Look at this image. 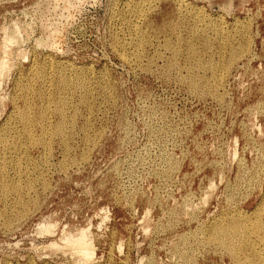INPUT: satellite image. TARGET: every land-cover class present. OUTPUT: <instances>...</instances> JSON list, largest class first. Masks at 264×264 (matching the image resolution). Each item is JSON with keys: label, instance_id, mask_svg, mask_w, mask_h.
I'll return each mask as SVG.
<instances>
[{"label": "rangeland", "instance_id": "374dc122", "mask_svg": "<svg viewBox=\"0 0 264 264\" xmlns=\"http://www.w3.org/2000/svg\"><path fill=\"white\" fill-rule=\"evenodd\" d=\"M0 59V264H264V0H0Z\"/></svg>", "mask_w": 264, "mask_h": 264}, {"label": "bare ground", "instance_id": "6f19581e", "mask_svg": "<svg viewBox=\"0 0 264 264\" xmlns=\"http://www.w3.org/2000/svg\"><path fill=\"white\" fill-rule=\"evenodd\" d=\"M144 3V2H143ZM178 4V3H177ZM149 6V5H148ZM185 6V5H184ZM175 7V6H174ZM180 7V6H179ZM176 9V8H175ZM142 10V9H141ZM175 11H177V10H175ZM143 13V12H142ZM247 23H248V21H247ZM252 24V23H251ZM249 25V24H248ZM174 26V25H173ZM242 26V25H241ZM246 26V25H245ZM244 27V26H243ZM192 28V27H191ZM242 28V27H241ZM245 28V27H244ZM223 29V28H222ZM249 29V28H248ZM247 29V30H248ZM137 30V29H136ZM217 30H218V28H217ZM241 30V29H240ZM243 30V29H242ZM145 31V30H144ZM220 31V30H219ZM219 31H217V32H219ZM223 31V30H222ZM238 31V30H237ZM15 32V31H14ZM141 33H142V31H141ZM227 33V32H226ZM242 33V32H241ZM147 34V33H146ZM195 34V33H194ZM218 34V33H217ZM221 34V33H220ZM144 35V34H143ZM177 35V34H176ZM175 35V36H176ZM179 35V34H178ZM247 35V34H246ZM11 36V35H10ZM220 36V35H219ZM221 36H223V35H221ZM5 37H7V35L5 36ZM8 38H9V35H8ZM216 38V37H215ZM227 38V37H226ZM243 38V37H242ZM142 39V38H141ZM179 39V38H178ZM219 39V38H218ZM247 39V38H246ZM4 40V39H3ZM6 40H8V39H6ZM16 40V39H15ZM15 40H14V42H15ZM226 40H228V38L226 39ZM245 40V39H244ZM5 41V40H4ZM168 41H170V40H168ZM177 41V40H176ZM187 41V40H186ZM239 41V40H238ZM249 41V40H248ZM3 42V41H2ZM9 42H11V40H9ZM141 42V41H140ZM166 42V41H165ZM174 42V41H173ZM180 42V41H179ZM188 42V41H187ZM212 42V41H211ZM219 42V41H218ZM246 42H247V40H246ZM138 43V42H137ZM142 43H144V42H142ZM141 43V44H142ZM176 43V42H175ZM221 43V42H220ZM226 43V42H225ZM5 44V43H4ZM3 44V45H4ZM6 44H10V43H6ZM12 44V43H11ZM140 44V45H141ZM171 44V43H170ZM210 44V43H209ZM249 44V43H248ZM248 44H247V46H248ZM187 45H188V43H187ZM207 45V44H206ZM212 45V44H211ZM241 45V44H240ZM245 45V44H244ZM6 46V45H5ZM165 46V45H164ZM189 46V45H188ZM209 46V45H208ZM229 46V45H228ZM246 46V45H245ZM3 47V46H2ZM140 47V46H139ZM167 47V46H166ZM169 47V46H168ZM173 47V46H172ZM184 47V46H183ZM187 47V46H186ZM211 47V46H210ZM222 47V46H221ZM239 47V46H238ZM243 47V46H242ZM7 48V47H6ZM141 48V47H140ZM170 48V47H169ZM168 48V49H169ZM191 48V47H190ZM247 48V47H246ZM8 49H9V47H8ZM167 49V48H166ZM217 49V48H216ZM242 49V48H241ZM170 50V49H169ZM174 50V49H173ZM219 50V49H218ZM236 50V49H235ZM234 50V51H235ZM243 50V49H242ZM3 51V50H2ZM172 51V50H171ZM194 51V50H193ZM230 51H232V50H230ZM229 51V52H230ZM239 51V50H238ZM244 51V50H243ZM178 52V51H177ZM184 52V51H183ZM191 52V51H190ZM199 52V51H198ZM223 52H225V51H223ZM233 52V51H232ZM237 52V51H236ZM7 53V52H6ZM5 52H4V54H6ZM242 52H240V54H241ZM244 53V52H243ZM3 54V55H4ZM173 54H176L175 52L173 53ZM172 54V55H173ZM233 54V53H232ZM8 55H9V52H8ZM21 55V54H20ZM185 55H187V54H185ZM222 55V54H221ZM177 56V55H176ZM175 56V57H176ZM175 57H174V59H175ZM229 57V56H228ZM231 57V56H230ZM234 56H232V58H233ZM236 57V56H235ZM237 57H239V56H237ZM4 58V57H3ZM7 58V57H6ZM9 58V57H8ZM184 58V57H183ZM197 58V57H196ZM201 58V57H200ZM203 58V57H202ZM224 58V57H223ZM173 59V60H174ZM186 59V58H185ZM190 59V58H189ZM198 59H199V57H198ZM234 59V58H233ZM237 59V58H236ZM0 60H2V59H0ZM6 60V59H5ZM184 60V59H183ZM192 60V59H191ZM223 60V59H222ZM227 60H229V59H227ZM7 61H8V59H7ZM7 61H3L2 63H1V65H0V72H2L3 70H5V67H6V64H7ZM198 61V60H197ZM200 61V60H199ZM224 61V60H223ZM223 61H221V63L223 62ZM231 61V60H230ZM229 61V62H230ZM170 62V61H169ZM178 63V62H177ZM194 63H196V62H194ZM206 63V62H205ZM207 64V63H206ZM231 64H232V62H231ZM230 63H229V65H231ZM175 65V64H174ZM183 65V64H182ZM185 65V64H184ZM189 65V64H188ZM196 65V64H195ZM205 65V64H204ZM210 65V64H209ZM212 65V64H211ZM218 65V64H217ZM228 65V64H227ZM172 67V66H171ZM178 67V66H177ZM200 67V66H199ZM199 67H197V68H199ZM202 67V66H201ZM214 67V66H213ZM221 67V66H220ZM7 68V67H6ZM225 68H226V66H225ZM9 69V68H8ZM179 69V68H178ZM194 69V68H193ZM206 69V68H205ZM211 69V68H210ZM213 69V68H212ZM211 69V70H212ZM218 69V68H217ZM216 69V70H217ZM221 69H223V68H221ZM7 70V69H6ZM5 70V72H8V71H6ZM207 70V69H206ZM211 70H210V72H211ZM224 70V69H223ZM226 70H227V68H226ZM216 72V71H215ZM217 72H218V70H217ZM225 72V71H224ZM222 73H223V71H222ZM3 74H5L4 72H3ZM214 74V73H213ZM33 75V74H32ZM193 75V74H192ZM211 75H212V73H211ZM194 76V75H193ZM34 77V76H33ZM190 78V77H189ZM195 77H193V79H194ZM32 79V78H31ZM84 79V78H83ZM211 79V78H210ZM217 79V78H216ZM219 79H221V78H219ZM34 80V79H33ZM37 80V79H36ZM35 80V81H36ZM62 80V79H61ZM182 80V79H181ZM190 80V79H189ZM188 80V81H189ZM80 81V80H79ZM218 81V80H217ZM81 82V81H80ZM83 82V81H82ZM184 82V81H183ZM214 82H215V79H214ZM44 83V82H43ZM79 83V82H78ZM204 83H205V81H204ZM217 83V82H216ZM41 84V83H40ZM85 84V83H84ZM206 84V83H205ZM62 85V84H61ZM82 85V84H81ZM191 85V83L189 84V86ZM196 85V84H195ZM65 86V85H64ZM77 86H78V84H77ZM203 86V85H202ZM205 86V85H204ZM209 86H210V84H209ZM217 86V85H216ZM81 87V86H80ZM84 88H85V86H84ZM195 89H197L196 87H194ZM204 88V87H203ZM208 88V87H207ZM33 89V88H32ZM65 89V88H64ZM105 89H107V88H105ZM211 89V88H210ZM213 89V88H212ZM211 89V90H212ZM38 90V89H37ZM216 90V89H215ZM214 90V91H215ZM32 91V90H31ZM103 91V90H102ZM109 91V90H108ZM196 91V90H195ZM213 91V92H214ZM34 92V91H33ZM38 92V91H37ZM198 92V91H197ZM29 93V92H28ZM27 93V94H28ZM40 93V92H39ZM38 93V94H39ZM85 93V92H84ZM203 93V92H202ZM37 94V96H38V98H39V95ZM214 95H215V93H214ZM21 97V96H20ZM44 97V96H43ZM82 97V96H81ZM80 97V98H81ZM216 97V96H215ZM84 98V97H83ZM215 99H217V98H215ZM16 100H17V98H16ZM39 100V99H38ZM61 100V99H60ZM87 100V99H86ZM1 101V100H0ZM42 101V100H41ZM45 101V100H44ZM43 101V102H44ZM59 101V100H58ZM80 101V100H79ZM90 101V100H89ZM221 101V100H220ZM32 102V101H31ZM40 102V101H39ZM42 102V103H43ZM219 102V101H218ZM25 103H26V101H25ZM83 103V102H82ZM34 104V103H33ZM56 104V103H55ZM87 104V103H86ZM60 105V104H59ZM85 105V104H84ZM29 106V105H28ZM28 106H26V108H25V110L23 111V112H21V113H19V116H17L18 118H20V120L22 121V124H23V128H24V131L23 132H25V134H27V135H29V131H28V127H30V125L32 126L33 124H31V117H30V114H29V112L27 111V108H28ZM66 106V105H65ZM86 106V105H85ZM92 106V105H91ZM23 107V106H22ZM34 109V108H33ZM55 109H57V108H55ZM64 109H65V107H64ZM22 110V109H21ZM31 110V109H30ZM56 111V110H55ZM57 111H58V109H57ZM60 111V110H59ZM92 111V110H91ZM19 112V111H18ZM33 112V111H32ZM36 112V111H35ZM62 112H63V110H62ZM75 112H78L77 110L75 111ZM85 112V111H84ZM89 112V111H88ZM91 113V112H90ZM36 114V113H35ZM45 115V114H44ZM90 115V114H89ZM40 116V115H39ZM47 116V115H46ZM45 116V117H46ZM75 116V115H74ZM79 116V115H78ZM32 117H33V115H32ZM69 117V116H68ZM71 118L73 117V116H70ZM76 117V116H75ZM37 118V117H36ZM42 118V117H41ZM45 119V118H44ZM33 120V119H32ZM38 120V119H37ZM64 120H66V119H64ZM64 120L62 121V122H64ZM74 120H75V118H74ZM40 121H41V119H40ZM39 121V122H40ZM35 122H36V120H35ZM47 122V121H46ZM62 122L59 124V127L56 129V130H60V129H62ZM70 122V121H69ZM65 123V122H64ZM37 124V123H36ZM43 124V123H42ZM52 124V123H51ZM70 123H68L67 125H69ZM53 125H55V124H53ZM40 126V125H39ZM42 126V125H41ZM57 126V125H56ZM43 127H44V125H43ZM52 128H53V126H52ZM55 128V127H54ZM69 129V128H68ZM62 131V130H61ZM61 131H59V132H61ZM64 131V130H63ZM53 132V131H52ZM32 133V132H31ZM49 133V132H48ZM58 133V132H57ZM63 133V132H62ZM41 134V133H40ZM52 134V133H51ZM50 135V134H49ZM48 135V136H49ZM55 135V134H54ZM58 135V134H57ZM49 137H51V136H49ZM56 137V136H55ZM60 137H62V136H60ZM38 139V138H37ZM44 139H45V137H44ZM42 140H43V138H42ZM45 142V141H44ZM48 142V141H47ZM63 142V141H62ZM61 142V143H62ZM4 143V141L3 140H0V144H3ZM41 143V142H40ZM44 144V143H43ZM48 144V143H47ZM46 145V144H45ZM48 148V147H47ZM44 149H45V147H44ZM67 149H68V146H67ZM46 150V149H45ZM71 158V157H70ZM66 159H67V157H66ZM69 159V158H68ZM75 159V158H74ZM72 160V159H71ZM74 161V160H73ZM72 161V162H73ZM70 163V162H69ZM6 165L5 164H3V167H5ZM4 175L5 174H3V173H0V178H2V177H4ZM5 179V178H4ZM6 179H7V177H6ZM1 180V179H0ZM4 183V182H3ZM3 183H2V185H3ZM7 185V184H6ZM13 185V184H12ZM12 185L10 186V187H12ZM17 186V185H16ZM9 187V186H8ZM18 187V186H17ZM5 188V187H4ZM5 190V189H4ZM21 190V189H20ZM8 191V190H7ZM12 191V190H11ZM10 191V193H14V192H11ZM15 191H17V190H15ZM20 193V192H19ZM6 195H7V193H5ZM16 194H18V193H16ZM21 194V193H20ZM2 196V195H1ZM263 203V202H262ZM32 205H34V204H32ZM36 205V204H35ZM262 204H260V206H261ZM263 206V205H262ZM259 207V206H258ZM259 209V208H258ZM261 210H263L264 211V207L261 209ZM255 211V210H254ZM254 211H253V213H254ZM259 212V210H256L255 212ZM260 213V212H259ZM258 213V214H259ZM264 213V212H263ZM257 214V213H256ZM255 214V215H256ZM258 214H257V216H258ZM262 214V213H261ZM232 216V215H231ZM234 216V215H233ZM250 216V215H249ZM256 216V217H257ZM260 216V215H259ZM258 216V217H259ZM241 218H242V216H240ZM245 218V217H244ZM251 218V217H250ZM253 218L255 219V216H254V214H253ZM263 217H259L258 218V220L260 221V219H262ZM239 219V218H238ZM237 219V220H238ZM248 219V218H247ZM237 220L235 221V223H237ZM242 220V219H241ZM246 220V219H245ZM249 220V219H248ZM49 221V220H48ZM146 221V220H145ZM145 221H144V223H145ZM240 221V220H239ZM244 221V220H243ZM242 221V222H243ZM253 221V220H252ZM251 221V222H252ZM44 222V221H43ZM234 222V221H233ZM233 222H231V223H233ZM245 223L247 222V221H244ZM255 222H257L256 221V219H255ZM46 223V222H45ZM228 223H229V221H228ZM230 223V224H231ZM259 223H261V222H259ZM262 223H263V221H262ZM56 224V223H55ZM219 224V223H218ZM222 224V223H221ZM247 224V223H246ZM253 224V223H252ZM145 225V224H144ZM214 225H216V223L214 224ZM229 225V224H228ZM241 225V224H240ZM255 225H257V223H255ZM77 226V225H76ZM90 226V225H89ZM212 226V225H211ZM217 227H218V229L216 230L217 231V236L219 237V238H221V236L223 235V233H226V235L228 234V233H233L232 235V237H234L235 238V234L234 233H236L235 231H237V230H239L240 231V229H238V227H239V224H234L233 226L231 225V227H230V225H229V227H230V229L227 227V230L229 229V231H228V233L226 232V231H224L223 232V230L224 229H226V227H224L223 228V230H222V227H223V224H222V227L220 228L218 225H216ZM227 226V225H226ZM242 226V225H241ZM248 226V230H250L249 229V227H251V226H249V225H247ZM247 226H246V228H247ZM260 225H258V227H259ZM85 227V226H84ZM214 227V226H213ZM216 227V228H217ZM39 228V227H38ZM37 228V229H38ZM220 228V229H219ZM240 228V227H239ZM40 233L43 235V233H45V234H54L55 233V226L54 225H52V224H49V223H46V224H40ZM73 229H74V227H73ZM245 229V228H244ZM243 229V230H244ZM253 229V228H252ZM251 229V230H252ZM259 229V228H258ZM145 230V229H144ZM209 230V229H208ZM247 230V231H248ZM254 230V229H253ZM215 231V230H214ZM213 231V232H214ZM260 231V230H259ZM259 231H257V232H255V230L253 231V232H255V233H259ZM39 232V231H38ZM61 232V231H60ZM208 232V231H207ZM240 232H242V231H240ZM239 232V233H240ZM252 232V231H251ZM252 232V233H253ZM210 233H211V231H210ZM216 232H214V234H215ZM243 233H245L244 231H243ZM248 233V232H247ZM254 233V234H255ZM208 234V233H207ZM213 234V235H214ZM237 234V233H236ZM50 235V236H51ZM203 235V234H202ZM210 235H212V234H210ZM216 235V234H215ZM214 235V236H215ZM258 234H256V237H257V239L259 238L258 236H257ZM49 236V235H48ZM206 236V235H205ZM223 236H225V234L223 235ZM222 236V237H223ZM231 236V235H230ZM229 236V237H230ZM238 237H239V234L237 235ZM250 236H252V235H250ZM60 238L58 239L59 241H54V242H51V243H49L46 247H48V249L50 248V249H54L55 251L57 250L58 252H59V250H61L62 251V253L64 254V251H69V253L71 254L72 253V255H76L77 257H78V262L80 263V264H89L91 261H93V259H94V246H93V244H92V242L90 241V239L88 238V230L87 229H79V230H77V232H73V233H67V232H63L62 233V235L61 236H59ZM195 237V236H194ZM207 237V236H206ZM210 237H212V236H210ZM209 237V238H210ZM228 237V236H227ZM243 237H244V235H243ZM262 237H264V236H262ZM216 238V237H215ZM214 238V239H215ZM218 238V239H219ZM226 237H224V239H225ZM237 238V237H236ZM235 238V239H236ZM261 238V237H260ZM184 239V238H183ZM182 239V240H183ZM211 239V238H210ZM217 239V238H216ZM218 239H217V241H218ZM231 239H233V238H231ZM230 239V241H231V244H232V240ZM235 239H234V241H235ZM239 239L241 240V237H239ZM238 239V240H239ZM253 239V238H252ZM191 240V239H190ZM209 240V239H208ZM208 240H206V243L208 242ZM212 240V239H211ZM210 240V241H211ZM220 240V239H219ZM228 240V239H227ZM195 241V240H194ZM202 241H203V239H202ZM210 241H209V243H210ZM216 241V240H215ZM215 241H213L214 243H215ZM222 241V240H221ZM229 241V240H228ZM229 241V242H230ZM233 241V242H234ZM237 241V240H236ZM243 241H244V239H243ZM245 241H247V240H245ZM251 241V240H250ZM261 241H262V238H261ZM186 242V241H185ZM224 241H222V244H224L223 243ZM241 242V241H240ZM252 242V241H251ZM263 242H264V240H263ZM187 243V242H186ZM185 243V244H186ZM212 243V242H211ZM213 243V244H214ZM225 243H226V240H225ZM246 243H248V242H246ZM245 243V244H246ZM250 243V242H249ZM259 243V242H258ZM188 244V243H187ZM218 243L216 242V245H217ZM219 244H220V242H219ZM218 244V245H219ZM222 244L220 245V246H222ZM230 244V245H231ZM244 244V243H243ZM242 244V245H243ZM252 244V243H251ZM264 244V243H263ZM192 245V244H191ZM203 245V244H202ZM209 245V244H208ZM207 245V246H208ZM216 245H215V247H216ZM227 245H228V243H227ZM226 245V246H227ZM238 245V244H237ZM237 245H235L234 244V246H236V248L238 247ZM255 245V244H254ZM260 245V244H259ZM183 246H184V244H183ZM186 246V245H185ZM190 246V245H189ZM204 247H205V245H203ZM233 246V247H234ZM239 246H240V244H239ZM188 247V246H187ZM203 247V248H204ZM224 247V249H225V246H223ZM243 247H244V245H243ZM249 246H247V248H248ZM251 247V246H250ZM249 247V248H250ZM253 247V246H252ZM257 247V246H256ZM260 247V246H259ZM200 248V247H199ZM220 249H221V247H219ZM229 248V251L231 250L230 249V246L228 245V247H227V249ZM240 248V247H239ZM119 249V248H118ZM227 249H225V250H227ZM233 249V248H232ZM246 249V248H245ZM252 249V248H251ZM253 249H254V247H253ZM262 249H264V248H261V251H262ZM54 250H52V251H54ZM233 250H235V249H233ZM248 250V249H247ZM257 250H258V248H257ZM256 250V251H257ZM228 250H227V252H229ZM235 251H237V249L235 250ZM241 251V250H240ZM238 252V253H242V252ZM226 252V253H227ZM234 251H232V252H230V254L231 253H233ZM249 252V251H248ZM247 252V253H248ZM254 252V251H253ZM67 253V252H66ZM197 253V252H196ZM261 253V252H260ZM259 253V254H260ZM229 254V253H228ZM229 254V255H230ZM253 254H255V253H253ZM231 255H233V254H231ZM230 255V256H231ZM235 255H236V253H235ZM239 255H241V254H239ZM257 255V254H256ZM112 256V255H111ZM196 256V255H195ZM246 256V255H245ZM261 256V255H260ZM71 257V256H70ZM234 257V256H233ZM256 257V256H255ZM263 257V256H262ZM244 258V257H243ZM251 258H253L252 256H251ZM72 259V258H71ZM238 259V258H237ZM248 259V258H247ZM255 259V258H254ZM252 260V259H251ZM259 260V259H258ZM261 260H263V259H261ZM74 261V260H73ZM243 261H245L244 259H243ZM77 262V263H78ZM188 262V261H187ZM248 262V261H247ZM78 263V264H79ZM191 263V262H190ZM235 263L236 264H240L239 263V260H236L235 261ZM234 263V264H235ZM246 263V262H245ZM251 263H252V261H251ZM244 264V263H243ZM250 264V263H249Z\"/></svg>", "mask_w": 264, "mask_h": 264}]
</instances>
